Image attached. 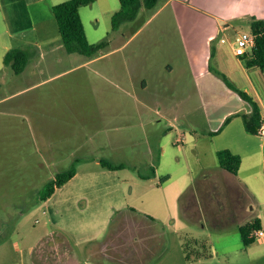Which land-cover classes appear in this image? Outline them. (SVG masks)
<instances>
[{
	"label": "rangeland",
	"instance_id": "1",
	"mask_svg": "<svg viewBox=\"0 0 264 264\" xmlns=\"http://www.w3.org/2000/svg\"><path fill=\"white\" fill-rule=\"evenodd\" d=\"M0 1V264H264V237L245 247L238 230L258 218L264 231L263 203L204 184L219 168L205 127H218L237 99L209 79L194 89L172 5L158 0L117 30L102 0L80 8L88 42L107 41L86 57L65 51L49 1ZM234 29L224 37L228 52L248 23ZM12 48L29 55L24 73L3 63ZM258 72L249 88L255 99L264 94ZM142 77L160 112H136L145 109L141 97L128 91ZM242 115L227 122L243 124ZM188 127L201 146L194 151L184 142ZM101 160L120 168L110 171ZM71 167L75 176L43 201L45 186ZM190 180L199 183L192 188ZM259 195L264 201V190ZM185 237L207 242L210 257L187 262Z\"/></svg>",
	"mask_w": 264,
	"mask_h": 264
},
{
	"label": "crops",
	"instance_id": "2",
	"mask_svg": "<svg viewBox=\"0 0 264 264\" xmlns=\"http://www.w3.org/2000/svg\"><path fill=\"white\" fill-rule=\"evenodd\" d=\"M43 1H49L52 7L66 0H18V2H24L26 6ZM95 1L97 2L99 0ZM102 1V9L108 12L110 16L119 9L118 0ZM169 4L176 10L174 13L180 26L183 51L186 55L187 64L192 70L193 80L196 82L194 89L199 93L201 89L199 81L201 79H209L210 85L213 81L219 83L225 89L224 91L235 96L238 102L234 108H228L222 113L218 127L213 126L211 122L207 124L205 133L207 132L209 135L213 133L214 136L208 139L204 138L203 141L205 144H208L207 146L211 149V153L213 152L215 155L219 150H229L233 154L239 155L241 157L240 167L236 175H232L219 167L214 172L213 176L210 177L207 175L208 177H205L208 180H205L204 184L208 192L210 190L218 193V190L225 191L227 188L233 189L243 193L246 198H249L251 201H255L256 203L261 202L264 205V201L260 199L259 195L264 190V135H252L247 133L241 122H224L227 118L239 115L240 113L244 115L249 114L251 107L240 98L233 88L223 82L224 79L228 80L234 88L249 93L250 86H253L252 75L257 76L259 73L258 71L264 74V71H261L257 67L247 68L245 61L242 59L243 56L234 55L232 44L231 51L228 52L226 50V41L223 43L221 42L225 36H229L233 32H236L234 29L235 23H248L251 17L264 19V0H166L164 6ZM0 7H2V1H0ZM159 10L160 8L149 17V19L143 22L138 31L141 30ZM141 13L143 12L141 11ZM3 20L6 21L5 24L7 28H9L10 23L7 24V19L5 17ZM202 20H205L203 24L209 23L210 26H200V21ZM198 30L200 31L198 32ZM244 32L249 33V23L248 31ZM6 35L8 34L6 33ZM213 38L217 40V44L220 48L217 49L212 43ZM139 45L144 47L143 42ZM211 63L214 64V71H212ZM140 64L144 66L147 65L146 62H140ZM201 64L202 66H200ZM166 69L170 70V72L173 70L170 64L166 65ZM25 70L26 69L21 73H24ZM158 82L160 83V78ZM112 87L116 94H119L120 91H124L117 79L113 80ZM149 87L150 82L146 77L135 80L131 86H129V94L141 97V99L136 100L139 101L141 107L145 108L143 110L138 109L136 112L146 110L160 112V110H162L161 104L154 105L146 99L145 93L149 90ZM255 94L256 99L251 94L250 96L260 107L264 126V94ZM190 129L191 128L188 127L190 138H185L184 142L189 140L185 145L194 147L192 149V151H194L195 148H201V146L199 145L198 137L191 135L192 131ZM233 130L235 132H233ZM182 137H184V134ZM179 151L182 152V148H179ZM197 152L200 153V150H197ZM191 180L189 185H192V188L199 183L193 184Z\"/></svg>",
	"mask_w": 264,
	"mask_h": 264
},
{
	"label": "trees",
	"instance_id": "3",
	"mask_svg": "<svg viewBox=\"0 0 264 264\" xmlns=\"http://www.w3.org/2000/svg\"><path fill=\"white\" fill-rule=\"evenodd\" d=\"M119 9L111 16V28L117 30L122 24L135 20L141 11L152 10L158 0H118ZM95 0H66L52 6V14L57 25V31L60 36L62 45L67 53H77L86 57H94L99 54L107 46V41L102 40L98 43L91 44L88 42L84 26L79 14V9L82 6L89 5ZM249 33L253 36L254 46L249 54L243 56L247 68L257 67L264 71V19L251 17L248 20ZM28 56L25 51L19 48L8 50L4 57L3 63L5 66H10L15 74H20L26 67ZM240 98L247 102L251 111L247 115H242V122L245 131L252 135H261L260 128L263 126L262 113L258 103L246 92L234 88ZM227 118L224 122H227ZM219 167L232 175H236L240 164L241 157L233 154L229 150H219L216 153ZM100 165L110 171H115L120 168L109 161L101 160ZM76 174L74 167L67 171L60 172L55 179L49 182L41 195L43 201H47L57 189L61 188L65 183L71 180ZM169 179V176L160 178V183H164ZM128 212L135 215H140L144 219L155 222L149 215H141L135 209L128 207ZM139 213V214H138ZM130 215V214H128ZM117 217V216H116ZM117 219H114V221ZM261 229V222L255 218L251 222L238 227L242 244L246 247L251 245L255 239L253 232ZM185 259L187 262L206 259L210 257V247L204 240L194 238H184L182 244Z\"/></svg>",
	"mask_w": 264,
	"mask_h": 264
},
{
	"label": "built area",
	"instance_id": "4",
	"mask_svg": "<svg viewBox=\"0 0 264 264\" xmlns=\"http://www.w3.org/2000/svg\"><path fill=\"white\" fill-rule=\"evenodd\" d=\"M225 40H221L223 43ZM232 51L236 56H245L251 52L252 47L254 46V39L250 33L243 32L235 37L234 42L232 44ZM261 135H264V126L260 128ZM253 237L255 240L262 239L264 237L263 230H256L253 232Z\"/></svg>",
	"mask_w": 264,
	"mask_h": 264
}]
</instances>
